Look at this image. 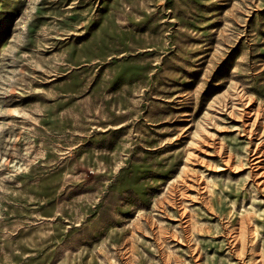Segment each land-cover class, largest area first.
<instances>
[{
    "label": "rangeland",
    "instance_id": "rangeland-1",
    "mask_svg": "<svg viewBox=\"0 0 264 264\" xmlns=\"http://www.w3.org/2000/svg\"><path fill=\"white\" fill-rule=\"evenodd\" d=\"M0 264H264V0H0Z\"/></svg>",
    "mask_w": 264,
    "mask_h": 264
}]
</instances>
